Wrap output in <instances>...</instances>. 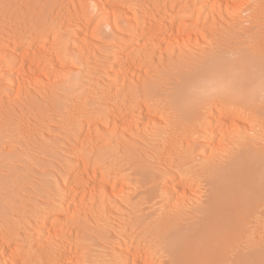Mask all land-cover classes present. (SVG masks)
Listing matches in <instances>:
<instances>
[{"label": "rangeland", "instance_id": "rangeland-1", "mask_svg": "<svg viewBox=\"0 0 264 264\" xmlns=\"http://www.w3.org/2000/svg\"><path fill=\"white\" fill-rule=\"evenodd\" d=\"M102 2L0 0V264H114L131 237L143 255L154 254L153 264H163L156 225L168 215L165 204L196 209L208 172L246 144L262 156L263 180L242 244L263 242L264 94L247 106L211 104L210 117L185 125L161 93L172 68L218 52L235 61L243 51H264V0H108L101 9ZM182 13L196 19L200 39L189 49L165 38L169 18ZM149 23L162 28L152 39ZM120 59L125 70H117ZM141 103L149 109L130 107ZM119 107H127V120L117 125L108 118ZM213 109L221 112L216 130ZM79 161L95 175L72 199L62 189L84 172ZM141 173L152 174L147 185ZM168 179H184L189 189L179 208H172L177 198L164 201ZM151 189L153 200H146Z\"/></svg>", "mask_w": 264, "mask_h": 264}, {"label": "bare ground", "instance_id": "bare-ground-1", "mask_svg": "<svg viewBox=\"0 0 264 264\" xmlns=\"http://www.w3.org/2000/svg\"><path fill=\"white\" fill-rule=\"evenodd\" d=\"M107 7H108V0H103L101 4V9H107ZM186 14L187 13H182L172 18L168 17L169 18L168 26L172 24L173 27L170 26V28L168 29L169 34L168 36L165 35L166 36L165 38L166 39L168 38L167 40H169L170 43H172L174 46H177L179 48L189 49L190 47L192 48V46L198 43L200 39H198V37L197 38L195 37L196 34L194 33V30L192 27L193 24H191L194 21L193 20L194 17H192V15L190 16ZM145 27H147V25H145ZM148 27L149 28H146L147 30L145 32V35L148 39H152V37L156 35V32L160 33L159 31L162 29L161 27H159V25L158 27L156 26L157 27L156 28L155 25L151 26L150 23L148 24ZM165 27H167V25H165ZM163 29L165 30V28ZM139 36H141V34ZM16 53H11V58L13 60L14 59L16 60L15 58L17 56ZM123 58H125V56ZM126 59H124V61H126ZM122 61L123 60H121V63ZM182 64L183 63H181V65ZM124 65L126 64H124L123 62L122 65H120L117 70L124 69L125 68ZM190 65L189 66L186 65L187 67L181 66L180 68L179 67L180 64H179L178 66L179 68H174V69L169 66L170 68H172V70H174L173 72L175 71L176 72L174 73V75L172 71L170 72L172 75H168V80H167V82H170L168 83L169 89L165 93H161V95L167 100L166 104L168 103L169 106H172L170 107V108H173L171 112H173V110L175 109L176 112L175 111L174 112L177 114V117H179L181 120H184L185 125H186V121L188 122H193L196 120L201 121V119H203L204 116L206 118L210 117V115L207 116L206 114L211 112V107H209L211 106V104L215 106L214 108H218V109H221L219 108L220 106H228L229 103H235V104L237 103V105H240V106L241 105L247 106V105H252L256 102L259 93L264 94V51L263 50L243 51L241 52L239 58L235 61L230 60L229 58L223 56L221 52H218L212 55L209 54V56L207 55L204 58V60L202 61L200 60L199 62L196 61L195 64L191 66ZM253 68L257 69V74L255 75H252L253 73H251V71H253ZM156 95L158 96V94ZM134 101H136V98L134 99ZM129 104L131 105L130 102ZM130 107L131 108L134 107L138 109L145 108V110L149 109V108L148 109L146 108L147 106L145 103L143 105L142 103L141 105L133 104V106H130ZM117 109L118 111L116 110H113V112L111 111L110 118H108L111 120V123L113 122V124H117L123 120H127V119H124V118H127L125 116V114L127 113H124L127 107L125 108V110L122 108L120 109V107ZM138 109L136 112H138ZM214 111H217V113L214 114L216 115L215 120L214 118H212V123H211L212 127L210 128L215 129V127H217L218 125L220 126V124H217V121L218 119L219 121H221L220 120L221 117H219L220 110L218 111L215 109ZM263 113H264V110H263ZM137 114H139L140 116V113H137ZM196 122L199 123L198 121ZM218 123H221V122H218ZM191 126L193 127V125ZM206 126H209V125H206ZM235 127H236L235 131L233 128H231V130L233 129L232 133L235 132L233 133V136L231 137H234V134H236L238 130L237 129L238 126H235ZM187 128H185L186 131H187ZM214 129H210V130H212L213 132ZM231 130L229 131L231 132ZM215 133H217V131H215ZM222 133H223V130L221 131V134ZM238 133L240 134V132ZM236 137H237V134H236ZM211 143H212L211 139H209V141L206 142L207 147L209 145H212ZM211 147H214V146L212 145ZM215 148L214 149L212 148V149L215 150ZM207 150H209V148ZM219 150H220V153L223 152L221 149ZM217 151L215 150L216 153ZM214 157H213V162L214 160L216 161ZM219 158H220V155H219ZM79 162H81L80 165H82L83 161H79ZM208 163L209 162H207V164ZM214 164H217V163L215 162ZM85 165H82L84 166L83 167L84 169H85ZM166 165L170 166L168 164ZM82 166L81 167L78 166V167H80L81 169ZM206 167H209V166H206ZM206 167L205 169H208ZM69 169L72 170V168H69ZM86 169L84 170V172H79V170H77V172L75 173L71 172L73 173V175L71 176L72 180L66 186H63L62 184V186L64 187L62 189L64 191V192L62 191V194L64 193L65 196L68 198H72L74 196L76 197L77 193L83 189V186L91 182L90 180L93 179V175H95V170L89 169L90 170L89 171ZM262 171H263L262 156L256 150H254L253 147H250L248 144H246L243 147H241V149L238 150L237 153L231 159L227 161L225 160L223 164H219V165L217 164L216 166H213L212 170L208 172L209 174L207 178L205 179L206 180L205 182L208 186V190L206 192L205 199L200 203V205L198 204L199 206H197L196 209L193 210L192 208L191 210H187L188 209L187 207H186L187 209H185L184 208L185 206H182L184 209L183 208L180 210L178 209L177 211H174V209L172 210L170 208L172 211L171 212L169 211L170 209L167 210L168 207H166V204L168 203H166L165 208H167L166 213L168 215L164 213L165 218L163 217L162 219H160L161 222L159 221L160 222L158 223L159 225H156L160 227V229L159 228L158 229L160 231L159 240H161V242L159 240L158 242H160L159 245L161 247L160 246L159 247H160V250L163 251L165 254V256H163L165 257L163 264H264V241L258 242V243L255 242L251 244H242L243 234L245 231V225L248 222V220L256 213L261 203V192L259 188L261 187L262 183L259 184V182L263 180V179L261 180V178L263 177L261 174L263 173ZM97 173L98 172H96V174ZM143 173L138 174L140 176L139 182L141 184L143 183V185L145 184L147 185L149 178L151 177L150 175L152 174L149 173L150 175L147 176L146 174H143ZM68 176L66 177L68 178ZM152 179L153 177L151 178V180ZM184 179L183 180L174 179L175 183L171 179L167 180V186H165L166 188L162 187L164 188L162 190H165L164 191V195H165L164 201L165 202L171 200L172 198L173 199L177 198L178 199L177 203H178V201L181 202L183 197L187 196V191L189 189L186 190L184 187H182L183 186L182 182L184 181ZM186 186H188L187 183L185 187ZM97 188H98V185L94 187V189H97ZM153 190L151 189L150 191H145L144 196L146 200H150L151 197H153L152 192L155 193L157 191V190L156 191H153ZM92 192H93V189H92ZM96 194L101 195L100 198L101 197L103 198L102 194H98L97 192ZM163 197L164 196H162L161 198ZM152 200L153 199H151V201ZM58 201L62 204V200L61 201L58 200ZM59 202H58V206H59ZM170 203H171L170 204V207H171L172 202ZM179 203L176 204L175 202L174 205L175 204L176 205L174 207L172 206V208H177V205L179 208L181 206L180 205L181 203L180 204ZM66 204L65 206L69 204V201H68V204L67 205ZM153 232L156 234L155 231ZM157 235L159 234H156V237ZM127 240H128L127 242L129 243V245L126 246L125 249L123 250H120L118 247L117 249L120 250V252L114 253L118 255L116 256V258L118 257L117 262H115L114 264H153L154 259L152 257H154V254L153 255L151 254L143 255L144 253H142L143 251L140 248L141 246L134 245L132 237L128 238ZM118 243L120 244V242ZM122 243L123 242H121V245ZM58 251L60 252L61 250H58ZM161 251H159V253ZM49 252H52V251L49 250ZM53 252H56V250ZM163 252L161 253L162 255H164ZM42 253L44 252L42 251ZM45 254L46 253H44V255ZM46 256H43V257L45 258ZM48 256H51V255H48ZM116 258L114 259L115 261H116Z\"/></svg>", "mask_w": 264, "mask_h": 264}]
</instances>
